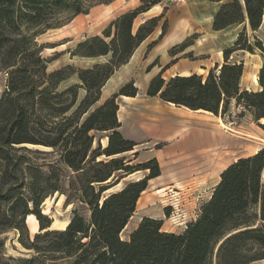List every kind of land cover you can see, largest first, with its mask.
I'll return each mask as SVG.
<instances>
[{"label":"trees","instance_id":"1","mask_svg":"<svg viewBox=\"0 0 264 264\" xmlns=\"http://www.w3.org/2000/svg\"><path fill=\"white\" fill-rule=\"evenodd\" d=\"M109 1L0 0V71L7 75L0 95V264H7V260L35 264L39 254L53 251L70 257V264H246L263 258L264 146L251 155L238 157L221 171L210 197L183 231L161 230V219L144 216L128 238L121 237L140 192L150 177L160 174V167L154 157L135 167L124 157L114 156L135 144L118 130L116 116V97L137 93L132 80L93 105L108 77L154 29L161 15L146 18L135 30L133 21L159 0H140L137 6L111 19L100 33L78 41L72 54L108 55L104 61L89 66L67 63L48 69V59L42 56V47L34 40L42 29L61 25L63 12H70L73 17L87 12L93 4ZM263 14L264 0H228L220 3L214 13L212 28L247 19L251 29H257ZM165 27L166 19L163 31ZM244 34L240 31L233 43L223 49L224 61L210 68L205 77L193 72L165 80L162 68L150 78L146 93L221 115L234 98L255 118H264V64L258 71L259 88L248 90L239 85L243 63L228 60L237 49L252 50ZM186 44L187 41L175 44L170 52L175 53ZM256 45L264 51L260 41ZM74 74L77 82L58 88ZM78 87L84 88L79 100ZM261 127L264 129V121ZM103 130L108 132L105 146H101L100 137L95 134ZM48 153L53 157L40 156ZM102 154L108 159L96 158ZM61 166L73 171L69 186H77L78 198L89 205L90 216L86 220L74 209L64 228L49 229L50 219L41 212L40 203L47 195L62 190ZM139 168L148 169V173L103 195L110 186L104 183L106 180ZM69 199L68 194L66 201ZM29 213L36 216L41 230L32 240L25 223ZM257 219L260 224L253 226ZM8 229H17L18 240L38 253L28 257L5 256L1 233ZM45 236L51 237L50 243L39 245V238Z\"/></svg>","mask_w":264,"mask_h":264},{"label":"rangeland","instance_id":"2","mask_svg":"<svg viewBox=\"0 0 264 264\" xmlns=\"http://www.w3.org/2000/svg\"><path fill=\"white\" fill-rule=\"evenodd\" d=\"M181 1L161 0L160 4L149 9L148 15L163 13L167 26L163 31L162 22L158 23L154 31L134 50L131 58L125 64L118 66L109 76L101 88L99 100L93 105L100 104L113 93L111 91L133 78L132 81L138 87L137 95L135 94L134 98L117 96L116 116L119 121L118 130L123 136L132 139L135 144L132 149L116 153L114 156L124 157L127 163L135 167L154 157L160 167V174L150 177L145 189L140 192L135 208L120 232L122 238H128L144 216L161 219V230L176 233L183 231L187 222L197 217L201 205L210 197L221 171L238 157L251 155L264 146V129L261 127L264 118H255L244 105L235 103L234 98L225 113L222 115L218 113L214 117L212 114L205 116L196 109H187L180 104L168 103L158 94L152 96L146 93L149 77L160 68L159 65H165L169 61L171 45L186 39L190 43L189 48L196 54L207 52L208 45H213V40L205 32L208 29L205 17L211 15L217 5L214 6V2L209 0L176 4ZM137 3L138 0L96 3L90 6L87 12L77 13L73 17L70 12H63L61 25L44 28L34 35L37 45L42 47V56L48 59V69L67 63L83 67L96 61H104L108 55L80 56L72 54L71 51L78 41L100 33L108 24L107 20L113 15L129 7L132 8ZM139 19L136 20V24ZM238 29H240L238 33L244 31V37L252 44V50L237 49L229 55L228 60L243 63L240 88L256 90L259 88L258 71L264 64V51L256 45V41H260L264 47V21L261 28L254 29L255 31H247L241 25ZM223 33L222 31L218 34L220 40L228 41L229 37ZM154 61L156 64L153 63ZM198 70L202 71L203 77L208 72V70L207 72L203 69ZM168 73L169 71L164 69L161 76L167 80L170 77ZM6 77V72L1 70L0 95L6 86ZM74 81H78L77 75H69L58 88L62 89ZM83 94L84 88L78 87V100ZM221 123L223 125H220ZM107 133L106 130L95 132L100 137L101 146L107 144ZM25 144L48 149L31 143ZM95 145L96 141L93 143V146ZM40 156L51 158L53 154ZM107 157L102 154L96 158L108 159ZM72 173L69 168L61 166L59 183L62 190L47 195L40 203L41 212L50 219L49 229L64 228L66 225L63 224L66 219L70 220L74 209L86 220L89 219V205L79 200L76 185L69 186ZM147 173L148 169L143 168L129 173L122 171L119 176H112L104 182L110 183V186L103 191V195L116 191L128 181L139 179ZM261 180L264 183V169ZM68 194L70 199L67 202ZM254 208L258 211V206ZM26 217L27 233L32 240L34 234L41 230L38 220L27 222ZM34 217L36 218L35 215ZM259 224L260 219H257L253 226ZM18 234L17 229H8L1 233L5 239L3 245L5 256L17 258L38 253L23 245L18 240ZM50 241L51 237L45 236L39 238L38 244L43 246ZM255 249L256 246H253L252 250ZM6 263L16 264L14 260H7ZM70 263L71 258L60 251L39 254V258L35 261V264ZM246 264H264V257Z\"/></svg>","mask_w":264,"mask_h":264},{"label":"crops","instance_id":"3","mask_svg":"<svg viewBox=\"0 0 264 264\" xmlns=\"http://www.w3.org/2000/svg\"><path fill=\"white\" fill-rule=\"evenodd\" d=\"M112 1V0H111ZM209 1H211V2H214L213 4H214V6H215V4L217 5V7L215 8V10L212 12V14L211 15H209V16H207V17H205V19H207V24H208V29H206L205 30V32H207L208 33V35H209V37L213 40V45H208V50H207V52H201V53H198V54H196V53H194L193 52V50L192 49H190L189 48V41H187L186 39L185 40H183L182 42H186L187 41V44L183 47V48H181L180 50H177L175 53H171L170 52V48L173 46V45H175V44H179V43H181V42H176L175 44H173V45H171V47L169 48V61L165 64V65H159V69L155 72V73H153L150 77H149V80H150V78L152 77V76H154L156 73H158L159 71H160V69H162V68H165V69H167L168 71H169V73H168V75L169 76H173V75H176V74H179V75H188V74H191V73H193V72H196V73H198V74H201L202 73V71H199L198 69H203L204 71H206L207 72V70H209V68L211 67L212 68V66L214 65L215 66V64L217 63V64H221L223 61H224V57H223V49L224 48H226V47H229L232 43H233V41L236 39V37H237V34H238V30H240V29H238V27H239V25H241L242 27H245L246 28V30L248 31H255L254 29H251V27L249 26V23H248V21H247V19H245L244 21H242V24H241V22H239V23H232V24H229V25H227V26H225V27H223V28H220V29H214V28H212V18H213V15H214V13L216 12V10L218 9V7H219V5H220V3H222V2H225V1H228V0H209ZM110 2V1H109ZM160 2H161V0H159L158 2H156V3H154V4H152L148 9H146L145 11H143L142 13H140V14H138L137 16H136V18L134 19V21H133V30H135L136 28H137V26L143 21V20H145L146 18H148V17H151V16H158V15H161L160 16V18L158 19V22H157V24L155 25V27H154V29L156 28V26L158 25V23L159 22H162V24H163V21H164V19H166L165 18V15L163 14V13H160V14H157V15H148V11H149V9L152 7V6H154V5H156V4H160ZM192 3V2H194V0H182L181 2H176V4H181V3ZM140 3V0H138V3H137V5ZM137 5H135V6H137ZM134 6V7H135ZM133 8V7H132ZM182 8H184V7H182ZM129 9H131V7H129V8H127V9H124V10H122V11H120V12H118V13H116L115 15H113V17H111L109 20H107L108 22L111 20V19H113L114 17H116L118 14H120L121 12H124V11H126V10H129ZM164 15V16H163ZM140 18V19H139ZM137 19H139V22L136 24V20ZM263 21H264V17L262 18V21H261V23H260V25H259V29L261 28V26H262V24H263ZM107 22V23H108ZM166 26H167V23H166ZM154 29L152 30V31H154ZM258 29V30H259ZM151 31V32H152ZM224 32L223 34L225 35V36H228L229 38H228V41H224V40H220V38H219V36H218V34H219V32ZM151 32L144 38V39H146L150 34H151ZM188 35V34H187ZM143 39V40H144ZM142 40V41H143ZM141 41V42H142ZM140 42V43H141ZM139 43V44H140ZM139 44L136 46V48L139 46ZM135 48V49H136ZM134 49V50H135ZM134 52V51H133ZM133 52H132V54H133ZM132 54L130 55V57H129V59L131 58V56H132ZM232 54V53H231ZM230 54V55H231ZM99 56H102V55H99ZM128 59V60H129ZM201 59V60H200ZM206 61H205V60ZM98 60H100V59H98ZM127 60V61H128ZM126 61V62H127ZM202 61V62H201ZM229 61H230V59H229ZM156 61H154L153 63L154 64H156L155 63ZM125 64V63H124ZM153 64V65H154ZM122 65V64H121ZM213 66V67H214ZM218 71V70H217ZM243 73V72H242ZM242 76H243V74H242ZM109 78V77H108ZM133 78H131V79H129V80H132ZM149 80H148V82H149ZM128 81V80H127ZM127 81H125V82H127ZM74 82H77V81H74ZM105 82H107V80L105 81ZM125 82H123L121 85H123ZM148 84V83H147ZM104 85V84H103ZM102 85V86H103ZM120 85V86H121ZM119 86V87H120ZM137 86V85H136ZM118 87V88H119ZM146 87H147V85H146ZM102 88V87H101ZM118 88L117 89H115V90H113V91H111V92H115L116 90H118ZM138 88V87H137ZM137 95V94H136ZM152 96H154V95H152ZM123 97H126V98H134L135 96H128V95H123ZM168 103H171V104H173L172 102H168ZM182 106H184L185 108H187V109H190L189 107H187V106H185V105H182ZM197 111H199V112H202V114H204L205 116H209L210 114H212V115H214V117H216L217 115L216 114H214L212 111H206V110H203V109H196ZM220 125H223L222 123L220 124ZM160 132H162V131H160ZM160 134V133H159ZM162 134V133H161Z\"/></svg>","mask_w":264,"mask_h":264},{"label":"bare ground","instance_id":"4","mask_svg":"<svg viewBox=\"0 0 264 264\" xmlns=\"http://www.w3.org/2000/svg\"><path fill=\"white\" fill-rule=\"evenodd\" d=\"M256 80V78H255ZM105 141V140H104ZM134 173V172H133ZM120 182V181H119ZM37 219L34 217V215L32 213L27 214L26 217V221L27 222H31V221H36ZM68 222V220L66 219L65 223L63 225H66V223ZM49 227V226H48ZM126 227V226H125Z\"/></svg>","mask_w":264,"mask_h":264},{"label":"built area","instance_id":"5","mask_svg":"<svg viewBox=\"0 0 264 264\" xmlns=\"http://www.w3.org/2000/svg\"><path fill=\"white\" fill-rule=\"evenodd\" d=\"M175 1H177V0H175ZM180 1V0H179Z\"/></svg>","mask_w":264,"mask_h":264}]
</instances>
